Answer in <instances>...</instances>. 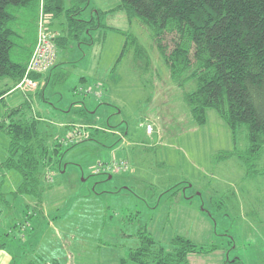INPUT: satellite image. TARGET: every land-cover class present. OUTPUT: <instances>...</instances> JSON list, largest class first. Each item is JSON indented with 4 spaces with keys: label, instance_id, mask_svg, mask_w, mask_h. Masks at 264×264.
<instances>
[{
    "label": "rangeland",
    "instance_id": "374dc122",
    "mask_svg": "<svg viewBox=\"0 0 264 264\" xmlns=\"http://www.w3.org/2000/svg\"><path fill=\"white\" fill-rule=\"evenodd\" d=\"M119 2L90 0L81 19L91 21L96 9L111 11ZM112 16L105 24L121 32L106 30L98 40V31H92L90 45L75 44L78 58L63 78L54 73L61 51L55 43L50 69L34 74L39 75L36 88L22 91L19 84L0 102L1 122L8 108L24 104L29 94L33 110L26 116L40 115L46 143L50 149L61 144L62 152L58 163L44 168L41 202L16 196L22 176L0 169V244L8 243L12 264L36 259L133 264L129 252L145 229L166 249L178 236L218 248L191 255L190 264H264V175L250 179L236 158L216 159L222 152L246 150V130L235 145L213 110L206 125H197L185 101L196 83L180 87L150 30L129 24L124 13ZM50 22L43 28L52 37L65 28L61 21ZM128 36L144 49L141 59L134 48L121 58ZM9 144L0 129V165ZM123 163L128 169H119ZM259 165L264 167V155Z\"/></svg>",
    "mask_w": 264,
    "mask_h": 264
},
{
    "label": "trees",
    "instance_id": "16d2710c",
    "mask_svg": "<svg viewBox=\"0 0 264 264\" xmlns=\"http://www.w3.org/2000/svg\"><path fill=\"white\" fill-rule=\"evenodd\" d=\"M89 6L90 0H71L68 7L65 0H0V83L9 84L0 89V102L26 77L42 21L46 28L50 20L62 22L63 36L53 41L65 50L72 44L90 45L92 31H98V40L105 38L106 30L121 32L106 25L105 18L123 12L130 24L137 22L150 30L174 82L180 87L196 83L185 101L197 125H206L207 112L213 110L233 134L235 145L239 132L246 130L247 149L219 153L217 161L236 158L248 178L264 175L259 165L264 155V0H120L116 9L96 11L91 21H84L81 17ZM132 48L137 58L143 57L138 40L128 36L121 58ZM29 78L34 84L39 81L33 73ZM39 95L43 98V93ZM28 96L24 104L8 108L0 122V129L10 138L8 158L0 169L22 176L16 196H32L41 202L46 191L44 168L55 160L58 163L62 152L61 144L50 149L46 143L40 115L26 116L33 110ZM138 238V247L128 255L133 264H190L191 255L218 251L181 236L166 249L146 229ZM233 263L239 264L238 260ZM28 264L61 263L36 259Z\"/></svg>",
    "mask_w": 264,
    "mask_h": 264
},
{
    "label": "built area",
    "instance_id": "2783aa9c",
    "mask_svg": "<svg viewBox=\"0 0 264 264\" xmlns=\"http://www.w3.org/2000/svg\"><path fill=\"white\" fill-rule=\"evenodd\" d=\"M43 22V21H42ZM40 23V32L38 36V42L36 45V49L32 59L29 62L26 77L24 78L23 82L19 85V88L25 90V88L34 89L36 84L32 82L29 78V74H42L47 72L53 64L54 56H55V42L53 41L55 35L53 37L48 33L44 26V22ZM45 27V28H43ZM24 86H26L24 88ZM147 132L151 133L152 128L148 126ZM121 170L128 169L127 164L123 163L118 166ZM118 171V169L116 170Z\"/></svg>",
    "mask_w": 264,
    "mask_h": 264
},
{
    "label": "crops",
    "instance_id": "0c3cea01",
    "mask_svg": "<svg viewBox=\"0 0 264 264\" xmlns=\"http://www.w3.org/2000/svg\"><path fill=\"white\" fill-rule=\"evenodd\" d=\"M120 1V0H119ZM70 2L71 0H69V5H70ZM120 4V2H119ZM68 5V6H69ZM119 6V5H118ZM117 6V7H118ZM116 7V8H117ZM96 11H101V12H104L102 11L101 9H96ZM106 12H110V11H105L104 13ZM117 13H120V12H116L114 13V15H116ZM123 13V12H121ZM113 15V14H112ZM108 16L105 18V20L111 18V16ZM113 15V16H114ZM112 16V17H113ZM126 16V15H125ZM127 18V17H126ZM128 20V19H127ZM55 21V20H54ZM55 22H59V21H55ZM62 24V23H61ZM130 24V23H129ZM112 28V27H111ZM63 28L61 27V30L59 31H56V35H62L63 36ZM55 34V32H54ZM106 36V35H105ZM80 51V53L82 52V49L83 48H80L79 46L77 47ZM83 54V52H82ZM75 58H78L75 56V44H72L71 47H69L68 49H65V50H61L59 51L58 53V58H57V63H56V67L57 69L54 71V73L56 72V74H58V77L60 78H63L64 76V73H65V69L68 68V67H71V66H74L75 65ZM50 80V79H49ZM48 80V82H49ZM82 84H87V80L85 78H82ZM48 82L46 81L45 83V87H47L46 85H48ZM9 85L8 82L7 84H5V87L4 88H7L6 86ZM3 88V89H4ZM1 89V88H0ZM26 93V92H25ZM9 95V94H8ZM27 95V94H26ZM7 96V95H6ZM5 96V97H6ZM2 199H3V196H2ZM11 233H7V237L10 235ZM9 247H8V243H4V244H0V264H12V258L10 256H8L6 254V252L8 251Z\"/></svg>",
    "mask_w": 264,
    "mask_h": 264
},
{
    "label": "flooded vegetation",
    "instance_id": "af4514ba",
    "mask_svg": "<svg viewBox=\"0 0 264 264\" xmlns=\"http://www.w3.org/2000/svg\"><path fill=\"white\" fill-rule=\"evenodd\" d=\"M125 164H127V163H125ZM127 166H128V164H127Z\"/></svg>",
    "mask_w": 264,
    "mask_h": 264
}]
</instances>
